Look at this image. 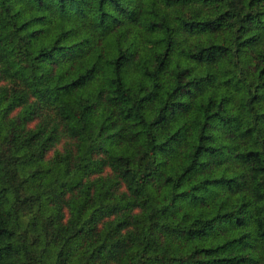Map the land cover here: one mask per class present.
Segmentation results:
<instances>
[{"label":"trees","instance_id":"trees-1","mask_svg":"<svg viewBox=\"0 0 264 264\" xmlns=\"http://www.w3.org/2000/svg\"><path fill=\"white\" fill-rule=\"evenodd\" d=\"M0 264H264V0H0Z\"/></svg>","mask_w":264,"mask_h":264}]
</instances>
